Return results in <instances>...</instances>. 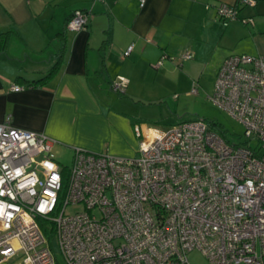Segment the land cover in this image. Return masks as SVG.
Returning <instances> with one entry per match:
<instances>
[{"label": "built area", "instance_id": "1", "mask_svg": "<svg viewBox=\"0 0 264 264\" xmlns=\"http://www.w3.org/2000/svg\"><path fill=\"white\" fill-rule=\"evenodd\" d=\"M254 4L221 2L216 14L227 24L240 6ZM87 19L76 9L66 26L79 30ZM242 21L253 24L252 17ZM125 86L122 78L112 89L123 93ZM209 99L242 125L238 141L203 118L167 128L135 125L134 155L75 147L67 173L52 158L55 138L14 127L6 116L0 122V264L15 257L20 264H190L194 249L211 264H264V55L227 56ZM75 204L83 211L65 213ZM41 219L53 224L62 262Z\"/></svg>", "mask_w": 264, "mask_h": 264}, {"label": "crops", "instance_id": "2", "mask_svg": "<svg viewBox=\"0 0 264 264\" xmlns=\"http://www.w3.org/2000/svg\"><path fill=\"white\" fill-rule=\"evenodd\" d=\"M221 2L235 0H0V122L9 115L12 126L44 132L72 152L134 155L135 125L154 126L134 117V103L153 100L148 76L161 57L206 55L216 76L230 54L264 55V0L240 6L227 24L216 14ZM75 9L88 14L79 30L66 26ZM248 17L253 24L242 21ZM122 78L120 95L112 84Z\"/></svg>", "mask_w": 264, "mask_h": 264}, {"label": "rangeland", "instance_id": "3", "mask_svg": "<svg viewBox=\"0 0 264 264\" xmlns=\"http://www.w3.org/2000/svg\"><path fill=\"white\" fill-rule=\"evenodd\" d=\"M205 57L206 55L203 57L197 55L188 60L182 58L181 53L173 59L161 57L158 64H155L156 67H160L150 71L148 76L150 80L153 77L155 79V87L149 96L153 100L141 105L134 103L137 107L134 117L142 123L161 128H167L181 121L203 118L213 129L218 131L220 128L221 134L224 133L228 138L238 141L243 134L242 125L217 108L209 99L214 92L215 59ZM51 155L67 173L73 152L70 149L55 146ZM83 209L82 204L68 205L65 213L73 214ZM38 222L56 259L62 262L53 224L44 219ZM187 258L190 264H211L198 249L189 251ZM3 264H20V260L13 259Z\"/></svg>", "mask_w": 264, "mask_h": 264}, {"label": "trees", "instance_id": "4", "mask_svg": "<svg viewBox=\"0 0 264 264\" xmlns=\"http://www.w3.org/2000/svg\"><path fill=\"white\" fill-rule=\"evenodd\" d=\"M76 10V9H75ZM81 10V9H80ZM74 11V10H73ZM72 11V12H73ZM84 11V10H83ZM72 14V13H71ZM71 16V15H70ZM70 16H69V18H70ZM68 18V19H69ZM67 19V20H68ZM67 23V22H66ZM3 48H4V44H3V42L2 41H0V53L3 51ZM55 68H56V65L55 66H53L52 68H51V70L49 71V74H48V76H50V75H52V73L54 72V70H55ZM43 80H45V78H43V79H40V80H36V82L38 83V82H41V81H43ZM36 82H34V83H36ZM33 82H29V83H27L26 85H33L34 84ZM118 93V92H117ZM120 95H122L123 93H119ZM218 131H221L220 130V128L218 129ZM222 135H224V133L222 134ZM225 136V135H224Z\"/></svg>", "mask_w": 264, "mask_h": 264}]
</instances>
